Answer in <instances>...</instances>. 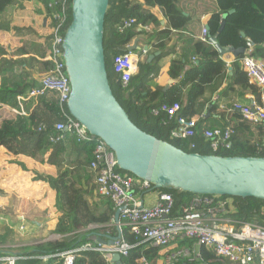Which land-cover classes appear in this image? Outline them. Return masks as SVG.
Instances as JSON below:
<instances>
[{
    "label": "trees",
    "instance_id": "obj_1",
    "mask_svg": "<svg viewBox=\"0 0 264 264\" xmlns=\"http://www.w3.org/2000/svg\"><path fill=\"white\" fill-rule=\"evenodd\" d=\"M25 1H34L41 5L39 11L45 14L46 23L39 27L45 30L42 34H39L32 24L13 23L14 34L22 37L21 45L12 47L9 43L0 44V95L9 106L16 109L20 108L18 97L24 96L31 88L37 86L40 75L53 69V63L44 58L51 46L50 28L57 24L56 14L60 13V7L51 5L54 0H0V30L10 28V22L5 24L2 19L5 10L14 3L20 4L21 7ZM70 1L65 4L68 24L71 21ZM156 11L166 19L164 25H161ZM207 14H210L205 25L208 38L216 35L221 46L234 48H247L248 42L253 43V56L264 57V0H109L104 18L103 48L112 92L128 116L129 113L133 114L129 118L138 128L186 152L264 157L262 123L239 116L233 118L230 112L219 110L211 103L212 95L222 85L225 77L231 81L227 87H235L241 95L246 92L257 97L259 95L256 86L249 82L242 69L243 53L235 57L230 64L232 75L229 76L226 63L208 38H200L199 33L204 27L200 17ZM131 17H135L138 23L118 35L117 26L124 19ZM222 23L224 25L219 30ZM145 27H148V30H144ZM33 34L37 39H31ZM176 35L181 38L178 49L176 45L179 41L174 39ZM135 38L150 45L151 53H160L150 61L146 57L139 60L137 71L124 87L114 71L113 60L117 54L127 51ZM167 54H175L168 66L167 75L180 79L163 93L162 87L153 80L158 74L160 60ZM115 86L116 88H113ZM177 98H181L180 115L185 118L195 114L201 116L193 137L172 138L170 130L174 126L173 123L163 126L159 118L151 114L153 107L163 102L173 103ZM20 104L23 105L25 115L9 112L2 117L0 146L4 148V153L11 156V164L31 171L34 180L41 179L47 184L50 207L54 213L52 232L58 235L55 238L43 239L34 246L30 254L41 256L59 253L91 241V236H99L104 240L115 237L118 231L111 221L115 213L113 203L108 198L97 195L95 178L84 182L78 171H70L65 167L63 142L51 140L60 134L66 136L65 132L55 129L58 122L65 120L59 109L56 93L49 91L35 100L21 101ZM207 104H212L214 109L227 116L226 122L220 126L223 130L227 126L233 129L227 147L220 146L216 151L210 149L209 141L202 136L204 129L213 128L203 124V111ZM191 143H194V148H191ZM21 157L25 160H21ZM38 166L46 167L49 171L44 173L46 170L38 169ZM119 171L136 178L129 172ZM155 190L172 194L174 210H178L182 204L198 195L173 188ZM222 197L232 199L234 210L226 215L233 221L264 224V200L254 197ZM90 225L95 227L87 229ZM120 228L122 238L131 247L117 264H142V260L147 264L159 263L164 255L163 246L141 241L128 225L122 224ZM187 241L191 240L181 239L178 247L188 243ZM199 252V259L179 258L174 264H233L216 261L213 250L204 245L199 246ZM15 264H62V260L54 256L47 260L19 259ZM74 264H109V261L101 252L85 251L75 258Z\"/></svg>",
    "mask_w": 264,
    "mask_h": 264
},
{
    "label": "built area",
    "instance_id": "obj_2",
    "mask_svg": "<svg viewBox=\"0 0 264 264\" xmlns=\"http://www.w3.org/2000/svg\"><path fill=\"white\" fill-rule=\"evenodd\" d=\"M69 1L54 0L51 3L53 6L60 7V13L56 14L57 24L50 28L51 46L44 58L53 63V69L40 75L38 85L31 88L24 96L18 97L19 109L10 106L14 113L26 114L23 105L20 104L21 101L35 100L49 91L56 93L59 109L65 120L58 122L55 129L74 136L77 143L92 146L88 165L95 175L97 195L108 198L113 203L115 211L119 210V226L128 225L132 233L139 236L141 241H147L154 246L166 247L187 238L195 245H204L213 250L216 261H227L233 264H264V224L233 221L226 215L227 212L234 210L232 199L229 200V197L223 198L220 195H196L187 203L182 204L178 210H174L172 194L158 191L156 200L152 204H141L136 198L135 182L141 181L143 188H152L151 184L119 171L114 152L100 139L91 136L85 127L68 113L66 103L71 88L65 71L62 42L64 32L69 25L65 6ZM137 23L138 20L135 17L124 19L117 26L118 35L132 29ZM207 36V28H203L201 39L206 40ZM141 58V53L133 50L123 51L114 57V71L122 86L128 85L132 75L137 71ZM241 64L249 82L256 86L259 98L258 100L253 99L250 105L234 102L229 110L236 114V117L261 122L264 128V62L253 56L249 42ZM180 110V101L177 100L173 103L163 102L153 107L151 114L158 117L163 126L173 123L174 126L170 130L172 138L193 137L201 116L185 118L180 115ZM232 133L233 129L230 126L224 130L221 127H213L204 129L202 136L210 142V148L215 151L220 146L227 147ZM63 139V134L51 138L52 141L60 142H63ZM191 147H194V143H191ZM111 221L115 224L113 218ZM49 238H55V236H49ZM90 239L91 241L79 247L55 254L37 256V258L47 260L58 256L62 264H74L75 258L82 252L98 251L104 255L109 264H116L111 263L113 253H118L120 257L126 256L131 247L121 234L111 243L100 241L97 236H91ZM191 253L193 255H190ZM23 258L24 256L8 255L3 260L7 264H15L17 260ZM179 258L196 260L200 258V252L191 250V246L170 250L165 256V264H174ZM142 264L147 263L142 260Z\"/></svg>",
    "mask_w": 264,
    "mask_h": 264
},
{
    "label": "water",
    "instance_id": "obj_3",
    "mask_svg": "<svg viewBox=\"0 0 264 264\" xmlns=\"http://www.w3.org/2000/svg\"><path fill=\"white\" fill-rule=\"evenodd\" d=\"M108 5L109 0H71V21L62 42L71 88L66 103L68 113L114 152L119 170L149 182L152 189L264 200V157L186 152L144 132L129 118L112 92L105 66L103 31ZM208 41L220 56L237 57L245 52L244 47L221 46L216 35ZM127 50H140L136 39ZM179 79L171 78L168 84ZM113 219L118 232L108 243L120 237L118 209ZM120 258L113 253L111 262L117 263Z\"/></svg>",
    "mask_w": 264,
    "mask_h": 264
},
{
    "label": "crops",
    "instance_id": "obj_4",
    "mask_svg": "<svg viewBox=\"0 0 264 264\" xmlns=\"http://www.w3.org/2000/svg\"><path fill=\"white\" fill-rule=\"evenodd\" d=\"M39 8H41V5L38 2L25 1L22 3L21 7L20 4L14 3L5 10L2 19L5 24L10 22V28L0 30V44L9 43L12 47L21 45L22 37L21 35L14 34L12 28L13 23L19 25L32 24L38 29L39 34L44 33L45 30L39 27L40 25H45L46 18L45 14L39 11ZM156 14L161 20V25H164L166 22L164 16L159 11H156ZM209 17L210 14L200 17L204 25L203 28H206L205 25ZM145 30H148V27L145 28ZM199 34L201 38L202 32L200 31ZM31 39H37L35 34L32 35ZM135 39L137 40V46L140 47L141 50L134 51L140 52L142 58L146 57L148 59L149 55L154 53L158 55L160 53V51L151 53L150 45L144 44L142 39ZM174 39L177 42L179 41L176 45V49H178L181 44V38L176 35ZM38 40L40 42L42 41V39ZM145 46H147V48H145ZM143 51H145V53ZM156 55H154V57ZM174 55L175 54H167L160 60L158 74L153 80L155 84L162 87L163 93L167 92L174 84H168V80H170L171 77L167 75L168 66L173 60ZM220 57L227 65V75H232L230 64L235 57L231 54H225ZM259 59L264 62V57ZM228 79L230 78H224L222 85L212 95L211 103L217 106L219 110H224L226 113L227 111L230 112L232 117L236 118L237 115L229 110L234 102L250 105L253 99L258 100L259 97L250 92L241 95L235 90V87H227L231 82ZM177 99L181 101V98ZM177 99L175 101H177ZM212 104H207L203 111L205 116L203 124L212 127H220L228 118L219 110L214 109ZM31 109L32 108H30V110ZM9 112L14 113L13 108H11L0 95V124L2 117ZM193 116L197 117L199 114ZM75 139L74 136L67 133L63 139L65 167L70 171H78L84 182L89 179H94L95 175L88 165L91 158L92 146L77 144ZM11 159V156L4 153V148L0 146V264H7L3 258L8 255L24 256L23 260L37 258L36 255L30 254V252L34 250V246L43 239H50L49 236H58L52 232L54 213L50 207V194L47 184L41 179L34 180L31 171H25L19 165L11 164ZM21 160H25L24 157H21ZM39 168H42V170L47 169L46 167L38 166V169ZM135 183L136 187L134 190L138 201L143 205L152 204L156 200L158 190L143 188L141 181H136ZM93 227L95 226L90 225L87 228ZM105 241L107 242L108 240ZM180 241L181 240L171 243L162 249L164 255L158 264H165V256L170 250L191 246L192 250L199 251V246L194 245L191 241H187L188 243L191 242L190 245L186 243L178 247Z\"/></svg>",
    "mask_w": 264,
    "mask_h": 264
},
{
    "label": "rangeland",
    "instance_id": "obj_5",
    "mask_svg": "<svg viewBox=\"0 0 264 264\" xmlns=\"http://www.w3.org/2000/svg\"><path fill=\"white\" fill-rule=\"evenodd\" d=\"M8 8H9V7H8ZM8 8H7V9H8ZM7 9H6V10H7ZM144 30H145V29H144ZM112 85H113V84H112ZM113 86H114V85H113ZM113 88H116V86L113 87ZM132 115H133L132 113H129V116H130V117H131ZM132 119H133V118H132ZM89 146H90V145H89ZM89 146H88V147H89ZM40 169L42 170V168H40ZM48 171H49V169H46V171H44V173H47ZM229 200H231V198H229ZM194 245H195V244H194ZM191 250H192V249H191ZM193 251H194V250H193ZM190 255H193V253H191Z\"/></svg>",
    "mask_w": 264,
    "mask_h": 264
},
{
    "label": "clouds",
    "instance_id": "obj_6",
    "mask_svg": "<svg viewBox=\"0 0 264 264\" xmlns=\"http://www.w3.org/2000/svg\"><path fill=\"white\" fill-rule=\"evenodd\" d=\"M141 49V48H140ZM246 49V48H245ZM128 51V50H127ZM134 51V50H133ZM140 51V50H139ZM135 52H137V51H135ZM244 54V53H243ZM209 146H210V142H209ZM191 148H194V147H191ZM211 149V148H210ZM212 150V149H211ZM213 151V150H212ZM216 151V150H215ZM120 234H121V232H120ZM97 237H99V236H97ZM100 238V237H99ZM103 242L105 241V240H103L102 238H100ZM106 242V241H105Z\"/></svg>",
    "mask_w": 264,
    "mask_h": 264
}]
</instances>
